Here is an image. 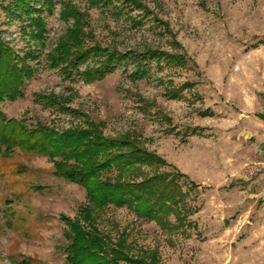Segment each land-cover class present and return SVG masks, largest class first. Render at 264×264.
Returning <instances> with one entry per match:
<instances>
[{
	"label": "rangeland",
	"instance_id": "obj_1",
	"mask_svg": "<svg viewBox=\"0 0 264 264\" xmlns=\"http://www.w3.org/2000/svg\"><path fill=\"white\" fill-rule=\"evenodd\" d=\"M66 3L84 14L89 45L154 48L182 62L151 61L139 78L124 64L92 83L78 72L65 77L48 55L74 25L62 15ZM31 4V14L18 15L14 0H0L2 38L21 55H38L24 95L0 104L7 118L63 130L88 117L104 122L106 135L132 133L167 160L162 170L186 175L181 183L197 210L191 226L170 234L109 205L97 215L103 233L124 236L134 256L155 254L154 264H264V0ZM37 17L41 38L33 37ZM41 94L76 112L47 105ZM87 202L85 188L57 177L47 156L0 146V264H68L62 215L75 218Z\"/></svg>",
	"mask_w": 264,
	"mask_h": 264
},
{
	"label": "trees",
	"instance_id": "obj_2",
	"mask_svg": "<svg viewBox=\"0 0 264 264\" xmlns=\"http://www.w3.org/2000/svg\"><path fill=\"white\" fill-rule=\"evenodd\" d=\"M52 6L54 0H42ZM92 4L110 3L112 0H90ZM32 0H14L18 15L31 14ZM62 15L74 19L53 52L49 53L50 66L59 68L65 77L78 72L83 80L92 83L112 73L117 65H131L133 76L143 77L151 61L181 63L180 57L158 49L121 52L96 42L89 45L91 32L84 30V14L75 6L64 5ZM12 7H5L10 10ZM33 37L41 38L45 32L42 18H33ZM32 24V25H33ZM38 55H21L7 44L0 33V104L15 101L24 95L27 81L36 74L30 64ZM93 58L97 63L91 65ZM88 63V64H87ZM86 64L84 70L80 66ZM177 97V91H168ZM47 105H59L62 111L76 112L55 94L39 95ZM104 122L85 119V125L59 130L38 122L28 125L25 120L8 119L0 105V146L20 149L47 156L54 163V174L85 188L88 202L82 205L75 218L62 215L66 222L67 245L64 248L68 264H154L144 256H134L124 236L113 240L98 226L100 211L114 205L126 207L138 218L156 222L163 230L173 234L184 230L197 210L188 202L189 192L181 179L186 175L179 170H162L169 163L155 151L147 149L134 134L109 136L103 131Z\"/></svg>",
	"mask_w": 264,
	"mask_h": 264
}]
</instances>
